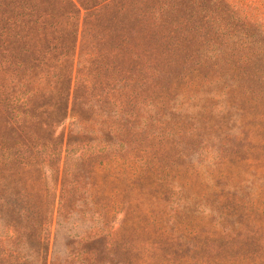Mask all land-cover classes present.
<instances>
[{
	"label": "trees",
	"instance_id": "1",
	"mask_svg": "<svg viewBox=\"0 0 264 264\" xmlns=\"http://www.w3.org/2000/svg\"><path fill=\"white\" fill-rule=\"evenodd\" d=\"M56 1L0 0L1 40L9 43V48L16 39H25L27 49L23 50L32 58L37 46L31 35L42 33L44 41L38 52L46 62L63 63L43 68L35 78L49 80L53 72L62 70L65 78H75L82 87L103 85L109 96L103 107L96 97L97 109L91 107V100L83 101L81 96L80 112L72 110L68 134L61 142L55 125L61 122L63 108L46 121L38 110L23 113L39 123L28 133L30 144L24 151L27 156L15 149L16 156L0 164V264H87L70 249L88 240L91 233L99 238L105 226H88L82 220L69 219L94 214L97 209V185L83 183L78 165L90 160L92 152L108 154L112 172L117 170L113 163L121 164L122 172L117 176L111 172L110 177L116 179H123L126 170L133 179L143 178L146 173L158 177L169 171L171 157L189 162L196 158L186 169L204 178L203 183L192 179L183 182L179 172L167 182L166 188L176 190L178 208L173 215L182 216V220L160 226L162 231L170 230L179 251H188L181 256L184 264H264V199L262 205L258 204L259 198H264V173L250 170L249 157L257 148H253L254 138H248L246 133L250 109L249 103L245 105L254 81L259 84V100L263 102L264 32L234 12L227 16L226 4L221 3L222 8L215 4L224 18L216 45L206 48L211 61L136 62L139 55L132 52L130 35L109 13L118 0H101L91 7V0H77L86 2L87 10L80 45L77 5L72 0H59L66 6L58 8ZM220 54L227 62H219ZM69 62H73L72 69ZM173 66L180 69L175 77L168 76ZM166 77L170 81L160 88L156 81ZM242 90L244 104L234 96ZM169 97L183 101L179 106L172 105L167 101ZM80 99L76 97V102ZM68 112L69 107L67 117ZM90 114L92 118H88ZM198 139L200 150L194 148ZM212 142L219 148H214ZM140 151L143 156H138ZM225 151L244 167L243 177L240 175L238 180L230 175V169L226 171L230 161ZM151 153L153 160L148 158ZM202 171L205 172L200 174ZM69 172L73 178L67 183ZM60 176L61 198L53 223ZM48 179L53 180L52 185ZM193 217L203 223L197 224ZM249 223H255L251 229ZM175 255L173 252V258ZM175 263L180 261L173 260ZM158 264L167 263L160 260Z\"/></svg>",
	"mask_w": 264,
	"mask_h": 264
},
{
	"label": "rangeland",
	"instance_id": "2",
	"mask_svg": "<svg viewBox=\"0 0 264 264\" xmlns=\"http://www.w3.org/2000/svg\"><path fill=\"white\" fill-rule=\"evenodd\" d=\"M72 1L77 5L81 17L78 36V45H80L87 17V10L84 6L86 2ZM100 1L91 0L89 5L91 7L93 3ZM221 3L227 5L225 12L227 16L234 12L235 16L249 21L250 25L264 32V0H118L117 4L111 5L109 13L116 17L124 33L127 36L130 35L133 42L132 52L139 55L136 62L211 61V59L208 60L206 48L216 45L214 43L217 41V35L222 30L220 22L223 21V13L215 7L216 4L222 8ZM55 4L58 8L66 6L59 0ZM31 38L36 41L37 46L32 58L23 50L27 49L24 46L25 39L18 38L13 45L7 48L9 43H5L4 39L0 38V164L8 161L10 156H16L15 149H19L20 154L27 156L24 151L30 144L28 133L39 123L33 122L31 116L23 114L27 109L38 110L41 112L40 115L42 114V120L46 121L50 114L63 108L61 122L55 125L56 137H59L58 141L61 142L63 136L68 134L72 110L78 111L82 99L83 101L91 100V107L97 109L96 97H99V106L103 107L105 99L109 96L103 85L100 87L92 83L82 87L80 86L82 83L78 84L75 78L69 80V75L65 78V72L62 70L53 72L54 76L49 80L41 81L40 78H35V76H40L43 68L51 65L58 66L63 62H46L43 54L38 52L37 49L42 40L44 41L42 33H34ZM26 42H28L27 39ZM219 58V62H227L225 56L220 54ZM69 65L72 69L73 62H69ZM179 72V67H170L168 76L175 77ZM76 73L77 66H74V74ZM169 78L157 80L156 83L161 88L170 81ZM26 90L30 93L25 94ZM242 93L244 94L243 90L236 92L234 96L235 99L239 98L241 104H244ZM246 95L248 97L245 105L249 103L250 109V120L246 125V133L250 135L248 138H254L253 148H257L255 153L249 157L250 170L260 174V172L264 173V98L263 102L259 100V84L255 81ZM81 96L82 99H80ZM76 97L80 99L79 102H76ZM167 101L179 106L183 100L169 97ZM67 107H69L68 117ZM88 118H92V114ZM153 125L152 128L155 127V124ZM157 133L159 135V132ZM152 134L156 137L154 132ZM195 141L194 148L200 150L201 140ZM212 146L219 148L215 142H212ZM89 155L90 160L78 162V165H80V177L83 183L98 186L94 187L97 209L94 210V214L72 217L69 220L79 222L82 220L88 226H105L106 228L104 227V233L99 238H94L91 233L88 240L82 242L76 240L80 243L73 245L70 250L76 256L78 255L77 258L86 260L87 264H99L102 260L105 264H118V261L120 264H158L160 260L167 264H173V260L180 261L175 264H184L185 260L182 261L181 256H186L188 251L186 249L179 251V247L173 242L171 231L167 230L164 233L160 226H172L176 220H182V216L173 215L174 210L178 208L175 205L176 190L166 188L167 182H171L177 172L180 173L183 182L189 179L199 182L204 179L192 175V169H186L188 164L196 161V158L189 162V159H178L177 161L171 157L172 165L167 164L169 171L163 172L162 175L159 174L158 177L146 173L143 178L140 176L133 179L126 175L128 172L126 170L123 180L110 177L112 173L117 176V173L121 171V164L113 163L112 167L117 170L112 172L110 170L112 160L108 154L92 152ZM224 155L230 161H228L230 165L226 171L230 169V175L237 177L238 180L244 167L234 158V155L227 151ZM241 155L243 158L248 157V155ZM138 156H143V152H138ZM150 156L148 158L151 160L155 159L152 158L154 156L152 153ZM178 165L181 167L179 170L176 167ZM70 167L71 164H69V169ZM12 169L16 170L17 167ZM203 172L205 171L200 174ZM61 178L62 176H60L57 187L56 213L53 223L57 217V207H59L58 203L61 198ZM72 178L69 172L65 181L68 183ZM53 180L55 182L58 180L57 174ZM53 180L48 179L51 185ZM201 183L203 181L200 185ZM262 183V188H264V181ZM196 188H198L197 185L195 187L197 192ZM245 193V196L249 194L247 191ZM263 199L260 197L258 204L262 205ZM75 207L78 210L77 203ZM192 219L196 220L197 224L203 223L199 218L193 217ZM8 222L6 220V223ZM254 224L249 223V228L251 229ZM51 232L53 243L55 239L53 226ZM68 244L63 243L64 246ZM207 249L212 250L213 246H208ZM173 252L177 254L174 258Z\"/></svg>",
	"mask_w": 264,
	"mask_h": 264
}]
</instances>
